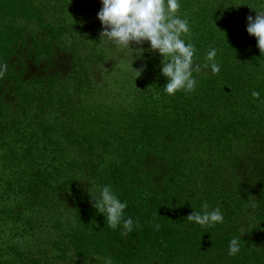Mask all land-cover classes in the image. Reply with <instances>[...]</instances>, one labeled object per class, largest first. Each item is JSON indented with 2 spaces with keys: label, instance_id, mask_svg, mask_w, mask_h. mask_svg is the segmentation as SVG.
I'll use <instances>...</instances> for the list:
<instances>
[{
  "label": "trees",
  "instance_id": "1",
  "mask_svg": "<svg viewBox=\"0 0 264 264\" xmlns=\"http://www.w3.org/2000/svg\"><path fill=\"white\" fill-rule=\"evenodd\" d=\"M52 1L60 14L93 2L0 0V264H264V51L246 32L264 0H182L197 62L217 47L221 71L174 96L160 72L130 106L93 101L81 57L54 68L66 28L46 21ZM31 19L47 33L30 38ZM104 184L128 201L131 233L93 207ZM205 201L222 224L188 220Z\"/></svg>",
  "mask_w": 264,
  "mask_h": 264
},
{
  "label": "clouds",
  "instance_id": "2",
  "mask_svg": "<svg viewBox=\"0 0 264 264\" xmlns=\"http://www.w3.org/2000/svg\"><path fill=\"white\" fill-rule=\"evenodd\" d=\"M182 0H100L102 7L97 12V18L102 25L99 42L107 50L117 55L126 54L129 68L135 78L146 69V64L139 70H134L133 52L141 56L145 49L142 45L149 44L148 51L158 52L160 72L166 77L163 86L169 96L177 92H194L198 86V75L219 74L221 64L217 61L218 48L210 47L206 53V62H197V47L189 42L192 25L187 15L180 14ZM255 17H246V32L256 38L257 46L264 51V10L257 11ZM138 47L133 49L130 45ZM7 65L0 64V75L6 71ZM194 73L196 75H194ZM159 95V93H157ZM252 95L259 97L260 93L253 90ZM95 191L89 193L93 207L106 216L108 225L116 229L122 226V235L131 233L139 227L131 216H126L127 200H121L111 184L94 186ZM188 220L203 227H214L224 222V214L218 205L210 208L207 201L203 202L200 211L193 210L187 216ZM159 228V225H156ZM241 251L240 237L229 241L228 255L235 256ZM103 264H112L111 257L104 258Z\"/></svg>",
  "mask_w": 264,
  "mask_h": 264
},
{
  "label": "rangeland",
  "instance_id": "3",
  "mask_svg": "<svg viewBox=\"0 0 264 264\" xmlns=\"http://www.w3.org/2000/svg\"><path fill=\"white\" fill-rule=\"evenodd\" d=\"M56 3L52 1L44 9L46 21H52L53 29L59 31L58 27L62 23L63 27L66 28L62 39L57 41V46H55L56 55L53 58L55 69L69 73L74 65L73 60L81 57L80 64L83 63L85 68L83 73L90 79L91 98L105 106L117 104L130 106L133 104L137 93L153 86L159 76L160 69H154L155 60L151 52L148 51L149 46L146 42L142 47L147 50L141 56H136V53L133 52L132 67L134 70H139L146 64V69L136 78V74L130 70L127 63L130 57L126 54L117 55L115 52L107 50L99 42L102 30V25L97 18V12L102 7L100 0H93L85 9L79 7L71 10L69 9L70 5H65L64 9L67 10L63 14L56 11ZM56 15L57 18L59 15L62 16V21L55 19ZM34 21L31 19L27 22L30 38L35 36L38 38L43 36L45 32L47 33V30L42 28L43 26H36ZM46 21L44 22L45 25ZM72 43L74 46L70 47ZM130 46L133 49L141 47L135 44ZM29 66L25 68L26 76H31L35 71L37 72V68H40L41 65L30 63Z\"/></svg>",
  "mask_w": 264,
  "mask_h": 264
}]
</instances>
